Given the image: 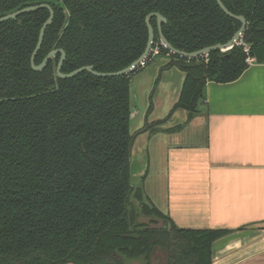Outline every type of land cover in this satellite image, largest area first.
Instances as JSON below:
<instances>
[{
	"label": "trees",
	"instance_id": "trees-1",
	"mask_svg": "<svg viewBox=\"0 0 264 264\" xmlns=\"http://www.w3.org/2000/svg\"><path fill=\"white\" fill-rule=\"evenodd\" d=\"M221 1L247 21L240 44L179 56L161 44L153 17L158 53L119 76L58 78L60 53L34 71L46 8L0 23V264H129L139 257L153 264L156 250L166 264H211V244L228 230L179 228L149 201L143 178L131 185L130 83L153 58L167 56L164 68L184 75L171 112L184 110L188 122L207 81L237 80L248 56L264 63V0ZM40 3L52 7L53 19L34 63L62 49V73L128 67L145 50L151 12L166 18L165 39L188 53L223 44L240 27L216 0H0V17Z\"/></svg>",
	"mask_w": 264,
	"mask_h": 264
},
{
	"label": "crops",
	"instance_id": "crops-1",
	"mask_svg": "<svg viewBox=\"0 0 264 264\" xmlns=\"http://www.w3.org/2000/svg\"><path fill=\"white\" fill-rule=\"evenodd\" d=\"M198 109L148 140L144 193L179 228L229 231L211 244V264H264V63L230 83L207 81Z\"/></svg>",
	"mask_w": 264,
	"mask_h": 264
},
{
	"label": "rangeland",
	"instance_id": "rangeland-1",
	"mask_svg": "<svg viewBox=\"0 0 264 264\" xmlns=\"http://www.w3.org/2000/svg\"><path fill=\"white\" fill-rule=\"evenodd\" d=\"M168 60L165 55L156 56L146 68L134 75L133 82L130 84L132 108L133 111H138L130 120V132L134 135L130 154L131 184L135 186L141 183L147 166V149L151 144H148V140H152L156 131L162 126H174V129L178 123L182 122L186 114L182 109L171 112L172 106L169 102L176 92V85L179 83L182 72L176 66L164 68ZM139 85L142 87L139 88ZM135 90L140 94L138 99H136ZM150 112L153 113L150 115ZM159 118L165 119L164 122L154 125ZM147 125L150 127L145 132L139 133ZM155 255L161 259L164 253L156 250ZM129 264H143V259L136 258Z\"/></svg>",
	"mask_w": 264,
	"mask_h": 264
},
{
	"label": "water",
	"instance_id": "water-1",
	"mask_svg": "<svg viewBox=\"0 0 264 264\" xmlns=\"http://www.w3.org/2000/svg\"><path fill=\"white\" fill-rule=\"evenodd\" d=\"M217 4L219 5V7L221 8V10L229 17L237 20L240 22V27L237 29V31L234 33V35L232 36V38L230 40H228L227 42L221 44H215L212 46H208L205 48H202L200 50L188 53L185 51H180L175 49L163 36L162 32H161V25L162 23H166V18L161 15L158 12H151L149 13L146 17H145V24L147 27V31H148V40H147V44L145 47L144 52L139 56L138 59H136L135 61L132 62V64H130L128 67L116 71V72H110V73H102V72H97L93 69L92 65H87V66H82L80 68H77L69 73H62L61 72V66L63 61L65 60V52L62 49H54L52 51H50L46 57L42 60V62L38 65H35L34 63V57L37 53V51L39 50V48L41 47L42 41H43V37H44V32L46 27L52 22L53 19V9L51 8V6L48 3H40V4H36V5H30V6H26L22 9L16 10L14 12L5 14L3 16L0 17V23H3L5 21L8 20H14L16 19L18 16L25 14V13H29L32 12L36 9L39 8H46L49 11V16L46 19V21L43 23L40 31H39V35H38V40H37V44L32 52L31 58H30V64H31V68L34 71H41L45 65L46 62L53 58L57 53H60V58L58 60L56 69H55V75L58 78H70L73 77L75 75H77L80 72L86 71L94 76H98V77H107V76H119V75H124L129 73L130 71H132L136 66L144 63V60L146 59V57L151 53L152 50V44L154 42V30L153 27L150 23L151 18L155 17L156 21H157V28H158V33H159V39L161 44L167 48L168 50H170L172 53L178 54L179 56H184L187 58H196L202 55H207L210 51L212 50H220L222 52L228 51L229 49H231L235 44H239L242 35L244 33V30L247 27V21L243 16H237L232 14L222 3L221 0H216ZM133 82V78L131 80L132 84ZM130 105H131V112H130V120L131 118L134 116V114L138 113V111H133V106L131 104V97H132V87L130 86ZM145 130V129H144ZM131 133V132H130ZM132 186H135L133 184H131Z\"/></svg>",
	"mask_w": 264,
	"mask_h": 264
},
{
	"label": "built area",
	"instance_id": "built-area-1",
	"mask_svg": "<svg viewBox=\"0 0 264 264\" xmlns=\"http://www.w3.org/2000/svg\"><path fill=\"white\" fill-rule=\"evenodd\" d=\"M241 43V40H240V42H239V44ZM153 54H157L158 53V48L156 47V48H154L153 50ZM245 51L247 52V48H245ZM254 62V59L253 58H251V57H247L246 58V63L249 65V64H251V63H253ZM140 65H144V63H142V64H140Z\"/></svg>",
	"mask_w": 264,
	"mask_h": 264
},
{
	"label": "flooded vegetation",
	"instance_id": "flooded-vegetation-1",
	"mask_svg": "<svg viewBox=\"0 0 264 264\" xmlns=\"http://www.w3.org/2000/svg\"><path fill=\"white\" fill-rule=\"evenodd\" d=\"M52 8V7H51ZM46 57V56H45ZM57 66V65H56Z\"/></svg>",
	"mask_w": 264,
	"mask_h": 264
}]
</instances>
